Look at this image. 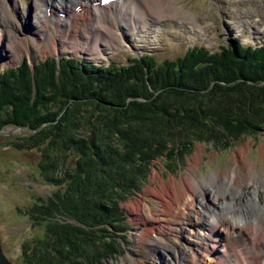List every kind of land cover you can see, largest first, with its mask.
I'll use <instances>...</instances> for the list:
<instances>
[{
  "label": "trees",
  "instance_id": "16d2710c",
  "mask_svg": "<svg viewBox=\"0 0 264 264\" xmlns=\"http://www.w3.org/2000/svg\"><path fill=\"white\" fill-rule=\"evenodd\" d=\"M130 62L49 57L0 71V132L26 129L14 144L39 149L40 173L61 186L38 204L46 235L24 245L23 264L118 255L128 228L121 204L141 191L155 159L264 127V45L232 39L221 52L194 47L163 64L149 55Z\"/></svg>",
  "mask_w": 264,
  "mask_h": 264
},
{
  "label": "rangeland",
  "instance_id": "374dc122",
  "mask_svg": "<svg viewBox=\"0 0 264 264\" xmlns=\"http://www.w3.org/2000/svg\"><path fill=\"white\" fill-rule=\"evenodd\" d=\"M170 2L172 3L170 13H175V17L161 21V29L156 38L151 37L152 34L150 38L142 42H133L130 38L133 42L132 46L129 41H125V46L117 50L109 46H102L101 50L90 49L89 45L82 41L79 42L77 50L71 44L63 43L57 52H54V46L52 51L47 42L38 41L32 50L24 51L23 56L15 54L13 58H18L16 61H10L5 55L0 56V71L21 64L25 57L30 59L32 65L40 59L44 60L51 56L56 58L67 56L70 59L101 62L104 65L111 62L127 65L134 54L137 56L150 54L159 64H163L165 60L175 61L184 56L194 46L205 47L211 52L221 51L220 48L230 45L231 39L242 40L244 44L264 45V0H170ZM30 10L32 11L31 8ZM30 17L33 21L35 13L32 12ZM189 19L196 20L205 29L200 31L193 28ZM26 133V129L13 126H6L0 132V243L5 255L14 264L24 263L22 253L27 242L33 243L36 238L46 235L43 218L45 214L36 209L39 203L41 204L61 188L40 173L38 165L41 151L39 149L18 148L14 144ZM230 143L229 145L225 142L197 141L183 158L179 159L176 156L171 160L164 157L155 159L150 165L147 180L141 191L121 204L128 228L117 237L121 247L120 253L105 259L101 264L125 261L132 250L134 256L141 259L150 258V255L159 257L162 255L161 250L168 248L169 243L164 239L171 232L168 227H159V231L152 233L162 238L153 244L157 251L144 246L137 240L141 230L147 226L144 227L143 216L140 215L142 218L140 219L139 212L130 208V205L139 200L143 205L158 210L160 197L156 191L162 190L160 185L172 186L171 189L178 193L179 188L185 186L186 179L192 178L194 183L196 182L194 186L198 184L201 187L199 191L205 193L207 184L204 182H209L212 174L237 168L243 171L244 167L236 157H239L237 152L244 149L246 150L242 160L250 165L248 168L255 175V180L260 181L264 175V127L257 133L246 135L241 140ZM73 158H76L75 154ZM173 179H175L174 182H172ZM188 193L189 197L192 196L191 202L198 198L192 190ZM214 195L207 194V197L212 198ZM184 206L182 205V208H185L183 210L186 213L193 211L190 210L193 209L191 204L190 207ZM172 208L178 211L175 204ZM151 209L143 212L144 217L151 212ZM55 217L64 219L60 214ZM154 222L148 223L154 224ZM166 223L168 226V220ZM156 226L157 223L153 227ZM238 240L243 252L249 253V246L252 245L250 237L245 234ZM170 243L172 244L171 241ZM223 245L225 241L224 244L220 242L218 248H223Z\"/></svg>",
  "mask_w": 264,
  "mask_h": 264
},
{
  "label": "bare ground",
  "instance_id": "6f19581e",
  "mask_svg": "<svg viewBox=\"0 0 264 264\" xmlns=\"http://www.w3.org/2000/svg\"><path fill=\"white\" fill-rule=\"evenodd\" d=\"M94 1L97 0H0V56L16 61L15 54L23 56L38 41L47 42L50 50L54 46V52L63 43L78 50L80 41L90 49L109 46L117 50L125 46V41L132 46L133 42H142L151 34L156 38L161 21L175 17V13H170V0H117L105 6H95ZM27 5L32 9L29 14ZM78 6L80 10L76 12ZM32 12L35 13L33 21ZM60 12L66 17H60ZM189 20L193 28L205 29L196 20ZM245 150L238 151L239 157H236L243 171L237 168L212 174L210 181L204 182L208 192L201 193V187L194 186L196 182L188 178L185 186L179 188L180 193L174 192L172 186L160 185L162 190L156 191L160 197L158 210L139 200L130 205L143 216L144 227L147 226L137 240L157 251L153 244L162 238L152 233L159 227H168L171 232L164 239L169 245L161 250L159 257L150 255L141 259L132 250L125 261L115 264H264V175L260 181L255 180L248 168L250 165L242 160ZM189 190L198 197L192 202ZM207 194L215 195L211 198ZM174 204L178 211L172 208ZM190 204L193 211L186 213L182 205ZM147 209L151 212L144 217ZM150 221H155L157 226L153 227ZM245 234L252 242L249 253L239 247L238 239ZM224 241L228 246L219 249V243Z\"/></svg>",
  "mask_w": 264,
  "mask_h": 264
},
{
  "label": "water",
  "instance_id": "95a60500",
  "mask_svg": "<svg viewBox=\"0 0 264 264\" xmlns=\"http://www.w3.org/2000/svg\"><path fill=\"white\" fill-rule=\"evenodd\" d=\"M0 264H14L13 262H11L7 256L5 255L3 248L1 246L0 243Z\"/></svg>",
  "mask_w": 264,
  "mask_h": 264
}]
</instances>
